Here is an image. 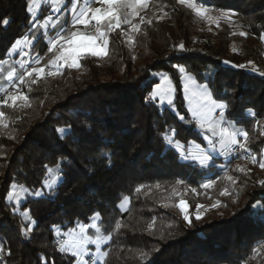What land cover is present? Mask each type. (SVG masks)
<instances>
[{
	"label": "trees",
	"instance_id": "16d2710c",
	"mask_svg": "<svg viewBox=\"0 0 264 264\" xmlns=\"http://www.w3.org/2000/svg\"><path fill=\"white\" fill-rule=\"evenodd\" d=\"M206 2L235 13L231 25H207L177 0H150L141 15L153 22L141 25L132 43L117 29L109 33L106 56L84 54L80 67H65L62 74L35 84L34 77H27L23 87L30 107H20L23 101L15 108L2 107L7 127L0 125V241L11 249L6 264H75L74 257L59 251L53 226L64 235L79 222L89 223L96 212L99 226L111 228L105 264H264V247L253 253L264 245V186L259 183L264 180V136L246 111L252 108L264 123V79L223 63L253 61L264 71V0ZM47 12L48 6L41 7L37 18L42 22ZM5 17L11 23L0 26V60L9 58L7 51L17 38L33 35L25 0H0V19ZM33 31L40 39L29 53L39 54L46 64L52 54L44 36ZM241 31L247 35L240 36ZM174 65L184 66L199 84H208L214 98L229 104L228 118L249 132L255 163L238 150L227 162L215 155L209 167L200 168L167 143L162 134L174 128L175 139L186 149L189 142L206 147L187 111L181 73ZM160 74L172 80L174 107L184 120L148 100ZM66 123L74 126L78 143L59 138L56 129ZM104 153L110 154V162ZM62 157H67L61 161L65 178L54 195L45 189V195H27L19 205L6 200L13 180L30 192L41 190L43 165L54 167ZM209 179L216 183L202 188ZM139 185L144 188L137 193ZM225 189L228 194L221 195ZM125 195L128 207L121 210ZM180 200L189 205L191 223L176 206ZM197 205L203 206L200 219ZM14 207L27 209L37 222L27 239L20 227L28 221L14 214Z\"/></svg>",
	"mask_w": 264,
	"mask_h": 264
},
{
	"label": "snow or ice",
	"instance_id": "6c2138e0",
	"mask_svg": "<svg viewBox=\"0 0 264 264\" xmlns=\"http://www.w3.org/2000/svg\"><path fill=\"white\" fill-rule=\"evenodd\" d=\"M41 3L50 5L53 12H60L62 7L71 13L72 20L71 25L75 28L77 25H82L85 28L92 27L93 32L91 34L84 33L79 30L68 32L66 25L67 21L57 20L52 22L51 16H45L44 22L37 18V10ZM150 0H71V7L67 8L65 0H25V11L29 15L28 29L30 33H33L32 39H29L28 35L21 38H17L14 43L11 44L7 51L8 56H12L19 52L23 57H29V59H21L17 63L22 71L18 72L16 68L8 66L6 75H2L5 72V66L8 65L7 60H0V80H7L9 86L12 87L15 81H19V84L25 83V77L33 78L32 84L43 79L45 75L53 76L62 74L61 69L65 67L78 68L80 67V59L83 54H90L94 57H101L107 55V47L109 44V33L115 32L120 29V34L125 36L129 43H132L134 37L132 34L139 33L141 31V25L152 24V19H146L145 15H141L146 9L149 8ZM177 4L184 5L191 9L197 17L207 20L210 23H214L219 27L220 20H226L231 23V16L235 15L233 12L219 11L218 16L210 15L212 9L208 6L206 0H177ZM96 5V6H93ZM162 10V9H161ZM166 16L167 13L165 12ZM138 18V19H137ZM163 17H158L162 19ZM11 23V20L7 17L0 19V26L7 27ZM122 25H126L127 29L122 28ZM44 29V36L48 37V30L51 28L54 30L55 35L47 38V53L52 54L51 58L47 60L44 66L41 65L42 57L39 54L31 56L29 52L24 51L25 48H31L33 41L39 42L33 30ZM235 35V33H234ZM240 36H245L247 33L241 31ZM261 40H264V34L260 36ZM179 48L184 50V45L180 44ZM235 51V49H234ZM225 65L232 68L246 69L254 73H258L259 76L264 77V71L257 68L252 62L248 61L247 64H236L232 61H224ZM37 65V66H29ZM181 73V79L186 82L183 85L185 92V100L188 103V113L191 115L192 120L196 126L201 130L203 139L207 143V149H200L199 145H196L198 152H193L191 149V143L186 149L185 145L179 140L175 139L178 135L176 129H170L163 133L164 139L169 145H174L180 158L189 161L193 166L200 168L209 167L210 163L214 162V157L211 153H218L220 155H231L238 150H242L247 154V158H250L253 163L256 162V156L251 153L249 149V132L243 127L238 126L240 121L228 118L229 104L223 99H216L213 97V93L208 84H197L196 79L187 73L186 68L182 65H174ZM16 92H10L7 88H0V92H3V97H0V105L15 108L18 101L24 103L20 107H30L29 97L19 91L18 85L16 86ZM174 92L175 88L172 85V80L167 75L161 76V83L155 84L152 91L149 94L148 99L151 101H159L160 105L165 103L170 107L174 105ZM11 102V103H9ZM247 115L255 120V127L260 129V135L264 136V123L260 119H256L257 112L252 108L246 110ZM180 120H184V115H179ZM5 112L0 111V125L7 127L3 124ZM59 138L61 140H69L78 143V137L76 130L71 123H66L65 126L58 127L56 129ZM242 138V139H241ZM108 156L109 162L111 160L109 153H104ZM264 156V153H262ZM67 157H62L61 160H57L55 166H49L45 163L43 165L45 169V177L42 181L41 190L30 192V190L22 184H19L15 180L9 186L7 191L6 200H15L16 204H20L22 199L16 189L19 188L22 192L30 193L36 197L45 195V189L49 194L54 195L55 189L58 187L59 182H62L65 178L62 160H66ZM239 167V166H238ZM260 167L264 168V159L260 161ZM240 171L245 169L240 168ZM226 179L232 183H235V179L231 175L226 174ZM177 183H183L178 180ZM216 183L215 180L209 179L205 183L201 184L202 188H211ZM261 186H264V180L259 181ZM159 187V184H157ZM144 185H139L136 188V192L139 193ZM195 191V189H193ZM228 190L225 189L221 195H227ZM129 202L127 195L123 196L120 208H124ZM182 213H184V220L191 223L188 208L189 205L185 200H180L176 205ZM216 205H213L215 207ZM203 206L197 205V208ZM14 214L18 213L21 217L28 221L27 225H21L20 235L27 239L33 231V225H36L34 220L27 209L20 211L19 207L12 209ZM197 219L201 218L198 214ZM89 223L79 222L77 228H70L68 232L64 233L65 240H58L59 251L62 253H71V256L75 258L76 264H105V258L108 253L101 250V246L106 244L112 237L111 233L104 235L101 227L97 223L100 221V213L96 212L88 218ZM152 224H149V228H152ZM57 235L60 234L58 226H53ZM116 229L121 228V223L116 222ZM89 229L94 230V235L89 234ZM95 245V251H91L88 245ZM264 245H260L253 249V253H258L260 248ZM5 255H11V249L6 248L5 242L0 241V261H5ZM147 253H141V256H146ZM89 259H85V257Z\"/></svg>",
	"mask_w": 264,
	"mask_h": 264
},
{
	"label": "rangeland",
	"instance_id": "374dc122",
	"mask_svg": "<svg viewBox=\"0 0 264 264\" xmlns=\"http://www.w3.org/2000/svg\"><path fill=\"white\" fill-rule=\"evenodd\" d=\"M198 2V1H197ZM41 4H45V3H41ZM211 8V7H210ZM212 9V11L210 12V15H212V16H218L219 15V11H217V9H213V8H211ZM37 11H39V9L37 10ZM199 18V17H198ZM199 19H201V18H199ZM204 22H206V24L207 25H212V26H217L216 24H214V23H210V22H208L207 20H204V19H202ZM231 22H232V16H231ZM223 23H227V24H229V25H231V23H229L228 21H226V20H220V22H219V26L221 25V24H223ZM67 26H70V29L68 30V32H71V31H76L81 25H77L75 28H73L72 27V25H70V24H68ZM48 37H49V35H48ZM48 37H46V38H48ZM263 41V44H264V40H262ZM46 43H47V41H46ZM106 51H107V49H106ZM84 55V54H83ZM41 62H42V60H41ZM253 62V61H252ZM256 66H257V68H259L260 69V66L258 65V64H256L255 62H253ZM139 64H141V62H139ZM247 64V63H246ZM45 64H41V65H39V66H44ZM29 66H33V65H29ZM34 66H37V65H34ZM246 70H248L249 72H252L251 70H250V68H246ZM22 71V70H21ZM252 73H254V72H252ZM162 75H167V74H160V83H161V76ZM191 75V74H190ZM45 76H47V75H45ZM168 76V75H167ZM193 76V75H192ZM194 77V76H193ZM27 77H25V79H26ZM186 81L185 80H183V84L185 83ZM181 84H182V79H181ZM197 84H199L198 82H197ZM201 85V84H200ZM22 86H24L23 84H22ZM182 88H183V85H182ZM23 90H24V87H23ZM183 95H184V89H183ZM149 97V96H148ZM184 99H185V95H184ZM149 101H151L150 99H148ZM153 102V101H152ZM185 102H186V100H185ZM9 103H11V102H9ZM155 103V102H154ZM160 106V105H159ZM166 105H164V106H161V107H165ZM186 107H187V109H188V106H187V103H186ZM171 110H173L175 113H177V111H176V109H175V107H174V105L173 106H171V107H169ZM2 111V110H1ZM4 120V119H3ZM192 124V123H191ZM197 129H199L198 127H197ZM242 139V138H241ZM206 142V141H205ZM196 145H198V144H196V143H191V149H192V151L195 153V152H198L200 149H207V143H206V147L204 148V147H202V146H200V149H198L197 147H196ZM188 148V147H187ZM235 153V152H234ZM234 153H232L231 155H220V154H218V153H211L212 155H213V157L216 155V154H218V156H220V157H223V158H225V162H227L230 158H231V156L234 154ZM262 153H264V148H263V150H262V152H261V155H262ZM262 159H264V156H262V158H261V160ZM247 160H249V161H251V159L250 158H247ZM222 168H224V167H222ZM16 192H18L19 193V195H20V197L22 198L21 200H20V203L25 199V197L27 196V195H31L30 193H25V192H22L19 188H17L16 189ZM10 203H12V204H15V205H17L16 204V202H15V200H13V201H9ZM127 207H128V203L125 205V207L122 209V208H120L121 210H125V209H127ZM198 214H200L201 215V217H202V207L201 208H199L198 209ZM197 214V215H198ZM197 217V216H196ZM99 222V221H98ZM97 222V223H98ZM77 227V226H76ZM101 229H102V231H103V233H104V235H108L109 233H110V230H111V228L108 226V227H101ZM94 231V230H93ZM91 233H93V232H91ZM58 240H65V237H64V235L62 234V233H60L59 235H57V233H56V239H55V242H56V245H57V247H58V249H59V245H58V243H57V241ZM106 246V245H105ZM104 246V247H105ZM104 247L102 248V251H104ZM90 250L91 251H95V245H93V247L92 248H90ZM85 259H89V257H85ZM75 264H76V261H75Z\"/></svg>",
	"mask_w": 264,
	"mask_h": 264
},
{
	"label": "crops",
	"instance_id": "0c3cea01",
	"mask_svg": "<svg viewBox=\"0 0 264 264\" xmlns=\"http://www.w3.org/2000/svg\"><path fill=\"white\" fill-rule=\"evenodd\" d=\"M82 2H83V0H81V3H82ZM65 4H66V0H65ZM43 6H48V12H47V15H46V16H51V17H52V22H55V21H57V20H60V21H64V20H66V21H67V25H68V24L71 25L72 15H71L70 12L66 11L63 7H62V10H61L60 12H53V11L51 10L50 5H48V4H46V3H45L44 5H43V4H40L39 11H37V13H36L37 15L39 14V12H40V10H41V7H43ZM93 6H96V5H93ZM70 7H71V6H70ZM70 7H69V8H70ZM43 22H44V20H43L41 23H43ZM67 25H66V27H67ZM37 27H38V30H37V31H39V32L44 36V31H45V30H44V29H40L39 26H37ZM48 35H49V37L55 35L54 30H52L51 28H49V30H48ZM29 39H32V36H29ZM44 40L47 41V38H46L45 36H44ZM24 51L29 52V48H25ZM21 59L27 60V59H29V57H23V56H21V55L19 54V52L16 53V54H13L12 56H9V58L6 59V60L8 61V65L5 66V72H4L2 75H6V71H7V69H8V66L14 67V68L17 69L18 72H20L21 69H20V66H19V64H18L17 62L20 61ZM159 79H160V75H159ZM159 83H160V82H159ZM8 84H9V82H8L7 80H0V88H5ZM182 85H184V84H183V80H182ZM174 95H175V92H174ZM184 95H185V92H184ZM155 102H156L158 105H160L158 100L155 101ZM186 103H187V101H186ZM164 105H166L165 107H170V106L167 105L166 103H165ZM164 105H160V106H164ZM187 106H188V103H187ZM199 130H200V129H199ZM200 131H201V130H200ZM204 148H205V147H204ZM216 155H218V154H216ZM59 183H60V182H59ZM58 185H59V184H58ZM75 228H76L77 231H79V229H78L77 227H75ZM88 231H89V234H90V235H94V231H93L92 229H89ZM90 231L93 232V233H91ZM60 233H62V232L60 231ZM64 237H65V239L68 238V237H66L65 235H64ZM109 241H110V240H109ZM109 241H108L106 244H108ZM106 244H103L101 247L103 248ZM92 247H93L92 244L88 245V248H89V249L92 248ZM102 248H101V250H102ZM68 254L71 255V253H68Z\"/></svg>",
	"mask_w": 264,
	"mask_h": 264
},
{
	"label": "built area",
	"instance_id": "2783aa9c",
	"mask_svg": "<svg viewBox=\"0 0 264 264\" xmlns=\"http://www.w3.org/2000/svg\"><path fill=\"white\" fill-rule=\"evenodd\" d=\"M67 31L70 29V26H67ZM77 30L84 32V33H89L91 34L93 32V29L91 26H89L88 28H85L84 26H80ZM34 66V65H33ZM264 79V77H262ZM18 85L19 91L22 92L24 94V90H23V86L22 84H19V81H15L14 85L12 87L9 86V84L5 87L7 88L10 92H16L17 88L16 86ZM4 93L0 92V97H3ZM2 105H0V111L2 110Z\"/></svg>",
	"mask_w": 264,
	"mask_h": 264
},
{
	"label": "water",
	"instance_id": "95a60500",
	"mask_svg": "<svg viewBox=\"0 0 264 264\" xmlns=\"http://www.w3.org/2000/svg\"><path fill=\"white\" fill-rule=\"evenodd\" d=\"M185 127H187V128H191V127H192V124H191V123H186V124H185Z\"/></svg>",
	"mask_w": 264,
	"mask_h": 264
}]
</instances>
